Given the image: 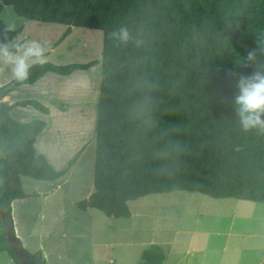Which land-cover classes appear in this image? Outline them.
Here are the masks:
<instances>
[{
  "label": "trees",
  "instance_id": "16d2710c",
  "mask_svg": "<svg viewBox=\"0 0 264 264\" xmlns=\"http://www.w3.org/2000/svg\"><path fill=\"white\" fill-rule=\"evenodd\" d=\"M4 6L26 20L67 26L53 48L71 27L102 32L99 59L36 64L10 90L46 72L101 65L94 191L77 203L80 210L128 219V201L177 191L264 203V131L244 132L234 103L240 75L264 72V0H0V13ZM121 29L127 41L119 38ZM20 35L21 28L8 31L0 21V44ZM250 51L253 61L246 59ZM17 106L48 113L36 101L0 103V225L2 210L11 219L12 201L26 197L20 176L58 179L76 161L56 171L37 155L34 142L45 122H17L10 115ZM0 252L20 264L4 232ZM163 260L162 247L151 244L137 264Z\"/></svg>",
  "mask_w": 264,
  "mask_h": 264
},
{
  "label": "rangeland",
  "instance_id": "374dc122",
  "mask_svg": "<svg viewBox=\"0 0 264 264\" xmlns=\"http://www.w3.org/2000/svg\"><path fill=\"white\" fill-rule=\"evenodd\" d=\"M0 21L7 28L12 26L13 31L23 28L21 30L24 35L20 43L39 42L46 49L47 62L67 65L101 57V31L73 28L72 34L53 48L62 35L59 26L56 28H45L46 25L34 26L17 17L12 8L7 6L0 13ZM35 27H41L49 34V36L45 35L44 43L33 36L42 33L35 32ZM48 40H51V43L46 45ZM9 49H13L12 45ZM0 66L12 72L10 65L0 62ZM90 70V72L77 71L76 74L87 75L91 78L89 85H92L93 89L95 87L96 90L100 89L101 65L98 64ZM80 79L78 77V80ZM97 93L98 91L85 95L82 89L79 96L83 101H88L91 109L93 105L90 103H95L99 98ZM91 122L93 128V121ZM87 143V146L84 145L82 161L72 170L70 176L65 178L68 198L73 200H83L92 187L91 150L94 151V140L90 139ZM128 207L131 212V217L128 219L107 217L95 209L79 210L81 214L74 215L73 218L78 220L82 227L79 231H84L86 234L75 244L77 247L75 249L79 248L81 253L77 252L76 264H86L92 252L100 256L98 264H109V260L112 261L110 264H137L142 250L150 244L163 245V253L165 251L163 264H262L264 262V203L213 199L199 193L177 191L149 195L129 202ZM35 214L37 213H33L31 219L29 218V222L21 211L17 212L20 236H26L32 231L45 235L47 231L50 232L49 229L54 231L57 228L58 223H54L55 220H48L49 216L39 220V216L35 217ZM73 218L69 217L68 223H72ZM51 224L53 226H50ZM88 229L92 230V234L87 231ZM46 248L54 252L53 239L48 241Z\"/></svg>",
  "mask_w": 264,
  "mask_h": 264
},
{
  "label": "crops",
  "instance_id": "0c3cea01",
  "mask_svg": "<svg viewBox=\"0 0 264 264\" xmlns=\"http://www.w3.org/2000/svg\"><path fill=\"white\" fill-rule=\"evenodd\" d=\"M26 21L34 26L46 25L45 28H56V26H59L62 33L67 28V26L61 24L42 23L32 20ZM37 28H39V30H37ZM73 28L74 27H71V32L67 37L72 34V31H74ZM21 29L23 30V28ZM22 30L19 38L9 41L6 44L11 46L17 42L20 43V41L23 40L21 38L24 35ZM35 30V32L40 31L42 33H36L33 36L36 37L38 41L44 43L46 40L45 35L49 36V34L43 31L41 27H35ZM50 43L51 40H48L46 45H49ZM14 49L15 47L9 50L14 53ZM50 50L52 51V48H50ZM87 61L89 62L91 60ZM87 61L83 63H87ZM92 68H94V66L87 70H75L68 75L46 72L35 83L21 85L15 90L6 93L2 100V102L7 105H12L19 101H36L48 109V113L43 114L41 111L36 110L31 106H17L10 111V115L14 120L20 123H29L33 120H41L45 122V127L36 137L34 142V150L37 155H43L47 162L56 171L65 168L68 165V162L76 157L75 163L70 167L68 172L58 179L44 181L20 176L21 187L26 194V197L15 199L11 203V218L13 220L12 223L15 237L19 239L22 248L31 255L40 253V258L44 264H50V262L53 264H76L78 253H81L79 248L75 249L77 248L75 247V244H77L80 239L82 240V237L86 235L84 234V231H79L82 227H80L78 220L73 218L74 215L78 216L81 214L79 211L80 209L77 207V203L81 200L78 201L68 198L67 190L65 189L67 179L65 178L70 176L72 170H74L82 161L85 152L84 145L86 144L87 146V142L90 141V139L94 140V151L93 149L91 150V161L92 165L94 164L95 128L97 120V102L99 98L95 103H90L93 105L91 110L88 106V101H83V98L79 96V93H82V89L84 90L85 95L88 93L94 94L98 91L97 97H99L100 89L97 88L96 90V87L93 89L91 87L92 85H89L91 78H88L87 75L79 76L76 74L77 71H89ZM78 77L81 79L78 80ZM15 78L16 77L12 72H9L8 69L0 66V86L7 85ZM85 109L87 110L85 111ZM72 110L74 113H72ZM91 121H93V128ZM1 157L2 153L0 151V158ZM1 171L2 165H0V173ZM4 190L5 186L0 175V198L4 193ZM93 191L94 188L92 184V187L85 194L84 199H87ZM129 202L131 201H128L127 204ZM18 211H21L23 216H25L29 222L33 213L36 212L37 214H35V217L38 215L39 220H44L49 216L48 220H55L54 223H58V226L54 231L49 229L50 232L47 231L45 235L36 234L32 231L26 236H20L19 224L16 218ZM69 217L73 218L72 223H68ZM52 224L50 226H53ZM87 231L92 234V230L88 229ZM1 235H3V229L0 225V236ZM52 239L55 242V249H53L54 252H51V250L46 248L48 241ZM158 245L163 248L162 244ZM99 260L100 256L92 252L90 259L86 264H98ZM164 261L165 251L162 264ZM111 262L112 261L109 260V264ZM0 264L15 263L6 252H0Z\"/></svg>",
  "mask_w": 264,
  "mask_h": 264
},
{
  "label": "clouds",
  "instance_id": "9594fccd",
  "mask_svg": "<svg viewBox=\"0 0 264 264\" xmlns=\"http://www.w3.org/2000/svg\"><path fill=\"white\" fill-rule=\"evenodd\" d=\"M12 30V26H9L8 31ZM119 38L127 41L129 38L128 31L121 29ZM12 47L16 48L15 54L9 50L8 44H0V62L10 65L13 75L19 80L28 77L32 66L47 63L46 49L37 41L14 44ZM246 59L253 61L255 51H250ZM237 88L238 94L234 98V103L241 129L244 132L253 129L264 131V72L255 71L247 76L241 74Z\"/></svg>",
  "mask_w": 264,
  "mask_h": 264
},
{
  "label": "water",
  "instance_id": "95a60500",
  "mask_svg": "<svg viewBox=\"0 0 264 264\" xmlns=\"http://www.w3.org/2000/svg\"><path fill=\"white\" fill-rule=\"evenodd\" d=\"M24 80L15 79L13 82L8 83L7 85L0 86V103L2 102L6 93H8L17 84L23 82ZM1 227L3 229L7 244L13 250L15 258L20 264H44L39 257H36L35 260H31L27 257L21 244L15 240L13 223L12 220L8 218L7 212L5 210H2L1 213Z\"/></svg>",
  "mask_w": 264,
  "mask_h": 264
}]
</instances>
